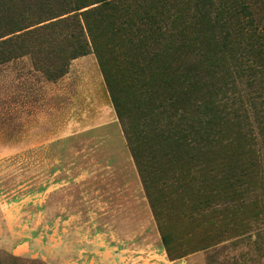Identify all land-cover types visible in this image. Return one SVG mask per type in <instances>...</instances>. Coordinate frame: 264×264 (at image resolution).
<instances>
[{
    "label": "rangeland",
    "instance_id": "374dc122",
    "mask_svg": "<svg viewBox=\"0 0 264 264\" xmlns=\"http://www.w3.org/2000/svg\"><path fill=\"white\" fill-rule=\"evenodd\" d=\"M130 4L163 17L128 46L98 30L122 117L79 15L0 28V264H124L122 242L137 264H264L260 8Z\"/></svg>",
    "mask_w": 264,
    "mask_h": 264
},
{
    "label": "trees",
    "instance_id": "16d2710c",
    "mask_svg": "<svg viewBox=\"0 0 264 264\" xmlns=\"http://www.w3.org/2000/svg\"><path fill=\"white\" fill-rule=\"evenodd\" d=\"M26 1L25 9L22 13L26 14L25 19H16V21L12 24V26H16L19 28L18 30L23 29L21 27L23 23L28 20V23H39L40 20L44 21L49 18L60 17L65 14H68L66 17L59 18L58 23L67 21L69 19L73 20L76 15H79L85 24L87 32L91 37V41L93 44V49L98 58L101 71L103 73L109 94L111 96L112 102L116 109L119 117H122V108L121 102L119 99V92L115 81L113 80L112 70L108 66V57L107 48L101 45L100 41H97L96 35L99 33V28L101 27L104 32L109 34L108 39L112 40L116 38L120 41L122 45L125 42L128 44H132L133 38L137 35L141 37H146L147 34L151 33L153 30L160 29L161 20L160 17H163V14H158L159 20L155 19L152 16H142L138 12L130 10L132 4L131 2H136L138 0H21ZM44 1H47L46 3ZM128 1V2H127ZM235 3H246L249 2L253 6H257L260 8V15L258 19L264 18V0H233ZM0 20L1 14L4 11L12 10L15 6L14 0H0ZM45 3V4H44ZM136 5V4H135ZM75 11H78L75 13ZM136 12V13H135ZM135 13V15H134ZM132 16V17H130ZM67 18V19H66ZM259 22V30L264 31V19L258 20ZM9 23H5L3 28V32H12L16 28H11ZM52 25H56V22L51 23L49 25L43 26L39 29H45L47 27H51ZM152 28V30H151ZM34 31H39L38 29H34L32 31L27 30L23 34L17 36L15 39L20 42H23L24 39L31 37L34 34ZM2 32V33H3ZM105 33V34H106ZM1 37V36H0ZM107 39V37H105ZM12 41V39H2L0 40V47L2 45ZM108 45V43H107ZM10 52L5 49L0 52V56ZM83 52V51H82ZM79 55V54H78ZM75 56V55H74ZM145 190L147 191V196L151 204V208L153 210L157 226L162 238V241L166 247V250L169 255H172L171 249L168 246V238L167 233L165 231L164 222L160 216V213L156 210L153 199L148 191L146 183H144Z\"/></svg>",
    "mask_w": 264,
    "mask_h": 264
},
{
    "label": "crops",
    "instance_id": "0c3cea01",
    "mask_svg": "<svg viewBox=\"0 0 264 264\" xmlns=\"http://www.w3.org/2000/svg\"><path fill=\"white\" fill-rule=\"evenodd\" d=\"M112 244L114 245L113 248H117L121 252L122 251H130L129 253H132V254H127L126 257L120 258V260H122V262L124 264H137V260H138L137 257H139V254H134L133 252H137V251H134V249L128 248L129 244H127V243L125 244L124 242H122V244H119V245H121V247L117 243H115V244L112 243ZM138 252H140V250H138ZM161 260H162V264H166L165 259L161 258Z\"/></svg>",
    "mask_w": 264,
    "mask_h": 264
}]
</instances>
